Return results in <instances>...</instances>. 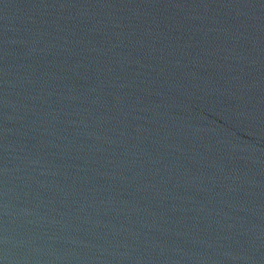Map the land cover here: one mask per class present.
Returning a JSON list of instances; mask_svg holds the SVG:
<instances>
[{
    "label": "water",
    "instance_id": "95a60500",
    "mask_svg": "<svg viewBox=\"0 0 264 264\" xmlns=\"http://www.w3.org/2000/svg\"><path fill=\"white\" fill-rule=\"evenodd\" d=\"M0 264H264V0H0Z\"/></svg>",
    "mask_w": 264,
    "mask_h": 264
}]
</instances>
